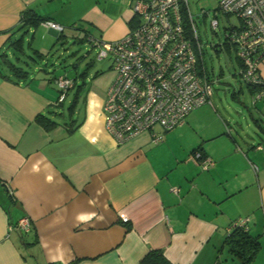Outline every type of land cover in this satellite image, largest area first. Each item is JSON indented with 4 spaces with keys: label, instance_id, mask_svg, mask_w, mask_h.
<instances>
[{
    "label": "crops",
    "instance_id": "crops-1",
    "mask_svg": "<svg viewBox=\"0 0 264 264\" xmlns=\"http://www.w3.org/2000/svg\"><path fill=\"white\" fill-rule=\"evenodd\" d=\"M134 1L0 0V264H144L151 250L169 264H229L236 258L224 238L241 216L260 242L251 264H264V136L248 141L213 103L212 91L210 103L191 110L160 141L144 131L117 143L102 112L112 69L94 75L89 87L84 74L79 83L61 74L73 85L60 99L59 74L24 68L26 49L33 64L45 61L54 41L68 36L122 38L135 20ZM184 8L190 34L191 23L196 27ZM26 9L47 20L28 28L24 53H17L10 44L23 33ZM8 61L27 75L10 76ZM242 67L239 59L240 77ZM257 73L264 80V55ZM247 85L254 103L264 99L260 85ZM39 115L53 124L44 127ZM252 119L264 133L261 118ZM194 151L213 164L203 169L191 159ZM23 217L28 231L9 229Z\"/></svg>",
    "mask_w": 264,
    "mask_h": 264
},
{
    "label": "built area",
    "instance_id": "built-area-1",
    "mask_svg": "<svg viewBox=\"0 0 264 264\" xmlns=\"http://www.w3.org/2000/svg\"><path fill=\"white\" fill-rule=\"evenodd\" d=\"M187 4L188 0H135L134 23L122 38L105 41L87 34V41L98 48V58L112 59L114 77L102 112L104 128L117 143L144 131L151 132L153 141H160L163 132L183 123L191 110L210 103L212 85L202 62L201 44L193 24L188 34L183 23L181 7ZM217 8L240 19V25L226 29L225 39L243 65V81L260 85L258 97L264 95V80L257 73L258 60L264 55V0H218ZM188 17L191 20L192 15ZM45 24L61 29L55 22ZM210 25L216 29V17ZM55 83L60 99L73 85L65 75L58 76ZM191 159L203 169L213 164L197 151ZM247 221L234 220L227 231L232 227L248 229ZM13 228L28 231L30 221L23 217L9 226Z\"/></svg>",
    "mask_w": 264,
    "mask_h": 264
},
{
    "label": "rangeland",
    "instance_id": "rangeland-1",
    "mask_svg": "<svg viewBox=\"0 0 264 264\" xmlns=\"http://www.w3.org/2000/svg\"><path fill=\"white\" fill-rule=\"evenodd\" d=\"M217 7L218 0H188V9L192 14L201 43L202 60L207 76L212 81L211 99L214 104H217L219 110L222 108L225 113L226 109L231 119L241 125L243 135L248 141L257 143L264 133L255 124L252 115L255 118H261L259 125L264 127V115L258 117L259 111H264V99L253 102L248 85L237 74L239 59L235 49L225 39L226 29L240 25V19L234 14L223 13ZM214 17L218 22L215 30L210 25ZM53 45L45 61L38 60L34 64L28 57L33 56L32 51L26 49L24 60L29 66H22L25 69L37 70L36 67L39 65L49 71V74L55 73L57 76L65 73L75 78L78 83L82 80L80 75L84 73L83 80L87 87L92 84L93 76L97 73L101 75L111 73L112 59L110 57L98 58V48L93 47L88 41H75L73 37L68 36L62 42L54 41ZM67 102L68 99H66L65 107ZM244 217L246 216H241V218ZM228 263L240 264L235 259H229Z\"/></svg>",
    "mask_w": 264,
    "mask_h": 264
},
{
    "label": "trees",
    "instance_id": "trees-1",
    "mask_svg": "<svg viewBox=\"0 0 264 264\" xmlns=\"http://www.w3.org/2000/svg\"><path fill=\"white\" fill-rule=\"evenodd\" d=\"M181 13L183 18L184 26L187 28L189 32V23L186 15V9L184 6L181 7ZM47 20V18L41 16L33 9H26L21 14V25L18 30H23V33L19 38L15 39L10 45L17 53H24V47L22 43V36L24 33L28 31L29 27H35L40 22ZM62 33L58 34V37H61ZM82 39H85L83 36ZM5 62V61H4ZM6 66L10 72V76L19 79L23 78L27 75L28 71L23 69L22 67L16 65L15 63L8 61L6 62ZM84 74V73H82ZM259 89L261 86H258ZM37 121L44 125V127L48 128L53 124L51 120H49L44 115H39L37 117ZM233 221L229 223L230 227ZM15 225V224H13ZM224 242L228 247L229 252L236 260L239 261L240 264H251V260L257 253L260 242L258 241L256 236L251 235L248 232V229H244V227H232L231 230L226 231ZM142 263L144 264H169V261L163 256L162 252L159 250H151L147 255L142 259Z\"/></svg>",
    "mask_w": 264,
    "mask_h": 264
}]
</instances>
